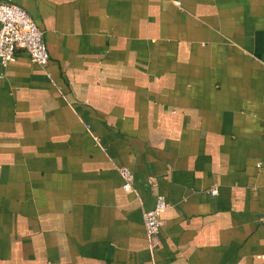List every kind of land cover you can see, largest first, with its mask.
<instances>
[{"label":"crops","instance_id":"1","mask_svg":"<svg viewBox=\"0 0 264 264\" xmlns=\"http://www.w3.org/2000/svg\"><path fill=\"white\" fill-rule=\"evenodd\" d=\"M2 1L0 264H264V0Z\"/></svg>","mask_w":264,"mask_h":264},{"label":"built area","instance_id":"2","mask_svg":"<svg viewBox=\"0 0 264 264\" xmlns=\"http://www.w3.org/2000/svg\"><path fill=\"white\" fill-rule=\"evenodd\" d=\"M27 52L30 60L45 69L49 61V53L43 34L31 16L22 7L8 1L0 0V63L5 66L12 59L15 51ZM257 167L264 172V157ZM123 180V189L133 190V174L127 167L118 168ZM165 197L158 195L153 208L143 211L145 234L151 246L156 243V235L161 225L160 214L168 209Z\"/></svg>","mask_w":264,"mask_h":264}]
</instances>
